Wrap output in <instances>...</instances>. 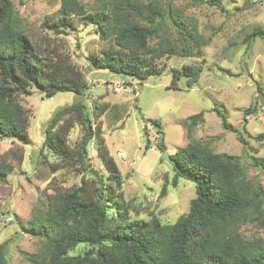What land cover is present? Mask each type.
Masks as SVG:
<instances>
[{
    "label": "trees",
    "instance_id": "trees-1",
    "mask_svg": "<svg viewBox=\"0 0 264 264\" xmlns=\"http://www.w3.org/2000/svg\"><path fill=\"white\" fill-rule=\"evenodd\" d=\"M59 1L58 18L44 26L60 34L72 26L73 18L85 19L95 25L98 38L107 42L99 54L87 59L92 69L125 74L140 82L162 73L157 61L163 56H196L200 51L201 36L194 25L185 24L172 0H95L92 6L80 0ZM206 1L219 5L217 0ZM167 20L175 27L176 38L164 27ZM255 37L264 38V27H254L245 40L250 43ZM199 71L198 66L182 65L178 71L173 69L172 82L183 75L190 86ZM32 85L47 96L58 91L81 95L87 89L83 71L68 53L56 43L51 48L35 43L14 3L0 0V139H12V146L0 154V181L13 170L10 154L18 143L14 140L29 141V114L19 96L30 95ZM260 93L264 99V91ZM108 105L94 101L93 116ZM254 111L249 106L244 113ZM216 113L227 128L224 112L216 109ZM202 121V111L187 118L188 142L170 154L175 162L172 185L179 177L190 180L195 183V196L185 214L173 223H161L157 217L129 219L120 190L121 174L100 126H92L85 103L75 100L56 108L44 126L42 142L58 157L48 164L49 169L78 165L86 170V144L93 138L112 184L89 187L81 178L79 185L54 186L44 215L23 227L42 237L36 251L25 255L29 264H264V238L247 237L241 231L246 223L264 226V186L248 177L239 155L214 152L192 137L195 125ZM75 124L83 128V135L71 146L68 134ZM257 137H264V132ZM156 145L164 151L161 140ZM251 164L264 172V156L251 155ZM165 186L164 182L160 196L166 194ZM104 198L114 199V215L109 214L107 201L101 202ZM79 243L86 244V249L73 253ZM0 264H8L5 241L0 243Z\"/></svg>",
    "mask_w": 264,
    "mask_h": 264
},
{
    "label": "rangeland",
    "instance_id": "rangeland-1",
    "mask_svg": "<svg viewBox=\"0 0 264 264\" xmlns=\"http://www.w3.org/2000/svg\"><path fill=\"white\" fill-rule=\"evenodd\" d=\"M11 1L31 39L43 48L58 44L83 71L87 89L81 95L58 91L47 96L32 85L30 95L19 96L29 114V141L14 140L18 143L10 154L13 170L0 181V243L5 241L8 264H29L25 255L36 251L42 237L25 232L23 227L35 216L44 215L47 195L54 186L79 185L81 178L89 187L108 183V172L93 138L86 144V170L78 165L54 172L49 169L48 164L58 157L42 145L44 126L56 108L75 100L87 106L92 126H100L121 174L120 190L129 219L157 217L161 223H173L188 211L195 183L179 177L172 185V164L162 159L163 151L156 143L161 140L169 155L185 145V122L200 111L203 121L195 125L192 137L214 152L239 155L248 177L264 186V172L251 164V155L264 156V137H257L264 132V99L260 93L264 91V38L255 37L250 43L245 40L254 27H264V0H217L218 6L206 0H172L185 24L194 25L201 36L200 51L196 56H163L157 61L162 73L140 82L125 74L90 67L87 59L99 54L107 42L98 38L95 25L88 20L73 18L72 26L63 28L60 34L43 25L58 18L59 0ZM80 1L87 6L96 3ZM164 27L176 38L175 27L168 20ZM186 64L200 68L196 81L188 86L186 76L181 75L173 83V69L178 71ZM116 82L122 87L120 92L113 90ZM136 83L142 84L140 92ZM94 101L101 106L109 103L99 116H93ZM249 106L255 111L245 114ZM216 109L224 112L227 128ZM149 120H157L159 127ZM82 135L83 128L75 124L68 134L69 144L80 142ZM11 141L8 137L0 139V154L12 146ZM164 182L166 194L160 196ZM101 201H107L109 214L114 215V199ZM241 231L247 237L264 238V226L255 223L242 225ZM84 249L86 244L79 243L73 253Z\"/></svg>",
    "mask_w": 264,
    "mask_h": 264
},
{
    "label": "water",
    "instance_id": "water-1",
    "mask_svg": "<svg viewBox=\"0 0 264 264\" xmlns=\"http://www.w3.org/2000/svg\"><path fill=\"white\" fill-rule=\"evenodd\" d=\"M141 89H142V84L141 83H137V91L140 92ZM162 159L167 160L169 163H171L173 165L175 164L174 160L170 157L168 152L165 151V150L162 152Z\"/></svg>",
    "mask_w": 264,
    "mask_h": 264
},
{
    "label": "built area",
    "instance_id": "built-area-1",
    "mask_svg": "<svg viewBox=\"0 0 264 264\" xmlns=\"http://www.w3.org/2000/svg\"><path fill=\"white\" fill-rule=\"evenodd\" d=\"M121 85L119 84V82L117 83H114L113 84V90L116 91V92H120L121 91Z\"/></svg>",
    "mask_w": 264,
    "mask_h": 264
},
{
    "label": "clouds",
    "instance_id": "clouds-1",
    "mask_svg": "<svg viewBox=\"0 0 264 264\" xmlns=\"http://www.w3.org/2000/svg\"><path fill=\"white\" fill-rule=\"evenodd\" d=\"M137 84V83H136ZM173 165V164H172Z\"/></svg>",
    "mask_w": 264,
    "mask_h": 264
}]
</instances>
